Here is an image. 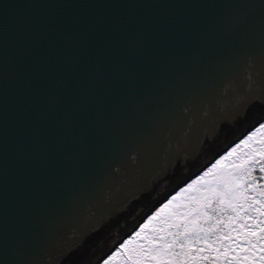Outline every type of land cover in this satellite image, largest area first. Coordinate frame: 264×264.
<instances>
[{
	"label": "water",
	"instance_id": "1",
	"mask_svg": "<svg viewBox=\"0 0 264 264\" xmlns=\"http://www.w3.org/2000/svg\"><path fill=\"white\" fill-rule=\"evenodd\" d=\"M264 120V0H0V264H98Z\"/></svg>",
	"mask_w": 264,
	"mask_h": 264
},
{
	"label": "snow or ice",
	"instance_id": "2",
	"mask_svg": "<svg viewBox=\"0 0 264 264\" xmlns=\"http://www.w3.org/2000/svg\"><path fill=\"white\" fill-rule=\"evenodd\" d=\"M253 141L256 147H253ZM242 145L249 151L231 163V171H224L223 161H218L194 184L189 185L149 217L119 245L118 250L104 264H114L118 259H123L124 264H202L211 259L218 262L221 256L224 257L225 264L247 261L249 256L241 257L236 253L232 246L231 233H237L236 247L240 248L241 253L256 248L259 242H264V220L249 224L248 221L253 218L241 215V210L246 213L248 208L258 205L255 212L258 217H264V200L245 195L248 188H255V184L248 188H244L242 184L243 178L250 176L254 170V163L259 164L260 171L264 173V125L242 141ZM239 148L238 145L225 160L235 155ZM189 192L196 194L184 203V195ZM260 195L264 197V192ZM221 224H225L229 231H223ZM241 235L248 248L240 246ZM211 236L216 239L212 240ZM201 240L205 247L193 248ZM260 251L264 252V246ZM213 252L216 253L214 258ZM229 252L234 253L231 258ZM261 260L264 261V256H261Z\"/></svg>",
	"mask_w": 264,
	"mask_h": 264
},
{
	"label": "trees",
	"instance_id": "3",
	"mask_svg": "<svg viewBox=\"0 0 264 264\" xmlns=\"http://www.w3.org/2000/svg\"><path fill=\"white\" fill-rule=\"evenodd\" d=\"M257 159H259V157H257ZM213 166L214 165H212L211 167H209L208 169L203 171L201 174L199 173L196 177H194L192 180H190L188 182V184L185 185V188H187L189 185H192L193 182L195 183V181H197L201 176H203L209 169L213 168ZM253 169L254 170L251 172L250 176H245L243 178L242 184H243L244 188H248L249 185H252L254 183L255 184V188L254 189L253 188H248V191L245 193V195H247L248 197H252V198H254L256 200H264V197H262L260 195L261 192H264V173H262L260 171L259 164H255L254 163L253 164ZM223 170L224 171H231L232 169L230 168V165H229L226 169L224 168ZM209 179H211V177H209ZM189 199H190V197L187 196L186 200H184V203H187ZM241 203L242 204L244 203V201L242 199H241ZM164 204H166V203H164ZM256 207H258V205H253L252 208H248L247 209L246 213L243 210H241V215L242 216L243 215H248V216H251L253 218L252 220L248 221L249 224H254V222L256 220H264V217H258L257 216V214L255 212V208ZM160 208H162V207H160ZM153 214H154V212H152L148 216V218L151 217ZM201 223L203 224V221H201ZM213 223H214V221H213ZM226 223H227V220L225 218V224ZM225 224H221L220 228L223 229V231L226 232V231H229V229L225 226ZM139 227L136 229V231L139 229ZM231 235H232V246L236 249V253H238L241 257H243L244 255L249 256V259L247 261L241 260L239 262V264H264V261L261 260V256H264V252L260 251V248L262 246H264V242H259V243H257L256 248L251 249L250 251L241 253L240 252V248L236 247L237 233L236 232H232ZM211 239L215 240L216 237L215 236H211ZM239 243H240L241 247L248 248L247 242L244 240V237L242 235L239 237ZM195 247H205V244H204L203 240H201L199 242V244H194L193 248H195ZM232 255H234V253L229 252V258H231ZM215 256H216V253L213 252L212 253V257L214 258ZM202 264H225V259H224L223 256H221L218 262L215 259H211L210 261L202 262ZM233 264H236V262H233Z\"/></svg>",
	"mask_w": 264,
	"mask_h": 264
},
{
	"label": "rangeland",
	"instance_id": "4",
	"mask_svg": "<svg viewBox=\"0 0 264 264\" xmlns=\"http://www.w3.org/2000/svg\"><path fill=\"white\" fill-rule=\"evenodd\" d=\"M261 125H264V120H263L261 123H259L256 127H254L250 132H248L244 137H242V138L239 139L237 142H235V143H234L231 147H229L224 153H222V154H221L220 156H218L215 160H213V161H212V164L210 163L209 166L207 165V166H206V167L200 172V174H201L203 171H205L206 169H208L209 167H211L212 165H216L218 161H223V163H224V168L226 169L229 165H231V163H232L233 161L237 160L239 156H241L243 153L249 151V149L244 148V146L242 145V141H244V140L247 139L249 136H251L252 133L256 132L257 129H259ZM257 139H259V137H257ZM252 144H253V147H256V146H257V145L255 144V141H253ZM238 145L240 146L238 152H237L235 155H233L232 157H229V159L225 160V157H227L228 154H229L230 152H232L233 149H236ZM198 174H199V173H198ZM198 174H197V175H198ZM197 175H196V176H197ZM196 176H195V177H196ZM187 184H188V183H187ZM187 184H186V185H187ZM192 184H194V182H193ZM187 188H188V187H187ZM184 189H186V188H185V185H183V186L180 187L175 193H173L172 195H170L169 198H168L166 201H164V203H167V202H168L169 200H171L173 197H175V196H177L178 194H180L181 192H183ZM195 194H196V193H193V192L185 193V195H184V200H186L187 196L191 197L192 195H195ZM164 203H163L160 207H163ZM160 207H158V208L154 211V213H155L156 211H158V210L160 209ZM146 220H148L147 217H146V219H145L141 224L145 223ZM141 224H140V225H141ZM140 225H139V226H140ZM139 226H138V227H139ZM135 231H136V229H135L133 232H135ZM131 235H132V233H131L130 235L126 236V237H125V238H124V239L118 244V246H117L116 248H114L113 251L110 252V253H109V254H108L103 260H101L98 264H104V262H105V261H106V260H107V259H108V258H109V257L115 252V251L118 250L119 245H120L124 240H127ZM114 264H124V260H123V259H118L116 262H114Z\"/></svg>",
	"mask_w": 264,
	"mask_h": 264
}]
</instances>
